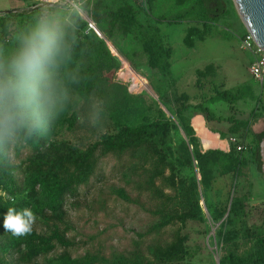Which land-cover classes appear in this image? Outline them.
Masks as SVG:
<instances>
[{"label":"trees","instance_id":"16d2710c","mask_svg":"<svg viewBox=\"0 0 264 264\" xmlns=\"http://www.w3.org/2000/svg\"><path fill=\"white\" fill-rule=\"evenodd\" d=\"M32 6L36 7L31 11L0 13V26L13 40L0 47V61L4 63L5 71L21 48L23 37L43 18L44 9L38 3ZM226 11L224 0H195V4L180 17L195 18L210 25ZM98 12L97 9L93 11L92 21L113 44L112 30L122 34L129 32L131 23L128 19L133 14L108 11L104 13L108 18L106 23ZM55 23L62 28L68 48L51 70L53 103L45 108H17L15 121L11 125H0V264H35L37 258L58 248L62 252L48 259L50 264H181L184 255L182 227L188 220H204L199 185L207 188L219 176L229 173L239 176L250 161L262 173L260 141L264 130L257 133L254 147L247 145L243 151L233 145L228 151L215 148L225 147L226 141L212 133L218 143L209 146L207 138L200 140L196 136L191 118L185 115L191 108L198 109L207 123L231 122L229 134H237L243 127H249L250 120L217 115L203 103L189 102V96L184 94L176 113L187 139L178 145H173L171 135L178 126L164 112L154 121L135 126L120 124L116 131L101 135L86 147L53 137L51 124L54 120L76 107L81 100L96 97L108 101L112 95L118 98L126 92L122 83L111 81L117 61L105 39L89 28V22L83 21L78 11L74 10L67 20ZM147 52L152 68L161 64L167 67L163 47L158 41L152 42ZM123 71L130 79V73L124 67ZM213 98V102H233L227 91H218ZM197 121L203 120L194 122ZM220 135L225 138L227 133L220 132ZM107 158L115 159L113 171L125 183L114 187L112 193L139 205L155 217L145 231L137 232L138 239L129 250L113 248L107 251L101 244L104 231L83 234L80 240L67 235L71 229L66 220L67 205L76 202L83 187L102 180L101 167ZM183 170H194L195 173L187 177ZM129 185L138 190L137 196L133 197L127 189ZM143 194L153 204L143 202ZM245 207L246 199L234 195L230 203L217 207L212 214V218L219 221L228 213L220 232V264H264V231L246 228L243 236H238L236 217L244 213ZM8 208L30 209L37 217L36 222L45 224L46 230L38 231L33 225L30 234L13 236L4 228ZM174 225L178 227L172 240H154L144 247L146 237ZM226 226L231 227L226 229ZM81 247H84L82 252L72 253L71 250Z\"/></svg>","mask_w":264,"mask_h":264},{"label":"rangeland","instance_id":"374dc122","mask_svg":"<svg viewBox=\"0 0 264 264\" xmlns=\"http://www.w3.org/2000/svg\"><path fill=\"white\" fill-rule=\"evenodd\" d=\"M224 1L227 11L210 25L195 18L180 17L195 4V0H31L26 8H20L18 11H31L36 7L32 5L38 3L44 9L42 17L54 23L67 20L74 10L83 21H89L93 20V11L97 9L106 23L108 18L104 13L108 11L133 14L128 19L131 23L128 33L112 30L118 54L112 51L117 65L111 81L122 83L126 92L118 98L112 95L108 101L96 97L81 100L76 107L54 120L52 136L86 147L101 135L116 131L120 124L135 126L154 121L164 112L178 126V130L171 133L173 145H178L187 139V135L179 124L176 109L183 103V95L187 94L189 102L203 103L217 115L250 120L249 127H243L233 136L227 132L225 138L230 147V138L234 136L254 147L257 133L264 130V81L251 73L254 51L242 46V40L249 32L234 1ZM5 34V28L0 26V47L13 43ZM154 41L163 47L165 68L163 64L156 68L149 65L147 47ZM123 67L130 73V79L126 78ZM135 73L144 77L146 86L142 87L137 82ZM218 91L230 93L233 102H213ZM197 112L198 109L191 108L185 115L191 118ZM231 125L229 121L209 122L210 128L226 131ZM194 128L199 139L207 138L210 144V136L213 135L204 123H196ZM114 162L113 158L104 161L102 180L82 188L76 202L67 205L66 217L71 226L67 232L70 238L80 240L83 234L104 231L101 244L107 251L132 249L138 239L137 232L145 231L155 221V217L139 205L117 198L112 193L114 187L125 185L113 171ZM183 173L191 177L195 171L183 170ZM126 187L133 197L137 196L138 190L133 185ZM198 191L204 220H188L182 227L184 255L181 264H219L222 255L220 232L228 213L219 221H215L212 214L217 207L230 203L234 195L246 199L244 213L236 217L238 236L241 238L246 228L264 231V177L252 161L241 169L239 176L235 173L219 176L207 188L199 185ZM141 199L147 205L153 204L145 194ZM34 226L38 231L47 228L40 222H35ZM177 227L169 226L146 237L144 247L154 240H172ZM83 250L84 247L71 251L75 255ZM61 252L62 249L58 248L47 256H40L35 264H50L48 259Z\"/></svg>","mask_w":264,"mask_h":264},{"label":"clouds","instance_id":"9594fccd","mask_svg":"<svg viewBox=\"0 0 264 264\" xmlns=\"http://www.w3.org/2000/svg\"><path fill=\"white\" fill-rule=\"evenodd\" d=\"M62 28L48 18H41L23 37L22 46L11 59L8 71L0 61V125H11L17 108H45L53 103L52 68L67 52ZM37 217L25 208H8L4 228L13 236L32 232Z\"/></svg>","mask_w":264,"mask_h":264},{"label":"water","instance_id":"95a60500","mask_svg":"<svg viewBox=\"0 0 264 264\" xmlns=\"http://www.w3.org/2000/svg\"><path fill=\"white\" fill-rule=\"evenodd\" d=\"M233 1L248 32L252 35L257 45H259L261 48L264 49V0H233ZM9 11H13V10H9ZM96 29L99 30L98 28ZM101 36L103 37L102 34ZM260 156L262 163L261 171L264 177V137L260 141ZM198 176L200 178V175Z\"/></svg>","mask_w":264,"mask_h":264},{"label":"built area","instance_id":"2783aa9c","mask_svg":"<svg viewBox=\"0 0 264 264\" xmlns=\"http://www.w3.org/2000/svg\"><path fill=\"white\" fill-rule=\"evenodd\" d=\"M88 22L89 28L93 29L101 37V31L96 29V24L92 20ZM253 44L255 45V48L253 47ZM242 46L254 51L251 73L257 79L264 81V49L257 45L250 33L242 40ZM230 142L231 145L235 146L238 151L246 150L248 147L244 140H241L236 136L231 137Z\"/></svg>","mask_w":264,"mask_h":264},{"label":"crops","instance_id":"0c3cea01","mask_svg":"<svg viewBox=\"0 0 264 264\" xmlns=\"http://www.w3.org/2000/svg\"><path fill=\"white\" fill-rule=\"evenodd\" d=\"M29 1H31V0H0V13H2V12H6V11H9V10L18 11L20 8L25 7V6L29 3ZM25 8H26V7H25ZM7 9H9V10H7ZM105 41H106V40H105ZM109 43H112V42L109 41V40H107V41H106L107 48H108V50L110 51L111 55H113V57H114L115 52H114L113 49L110 47ZM112 45L114 46L113 43H112ZM111 50L114 52V54H113V52H112ZM134 78H135V77H134ZM135 80H136V79H135ZM137 82L140 84V82L138 81V79H137ZM140 85H141V84H140ZM141 86H142V85H141ZM142 87H143V86H142ZM196 117H198V118H196ZM195 118H196V119H195ZM194 119H195V120H194ZM199 119H202L203 121H197V122H194V121L199 120ZM196 123H204L205 127L207 128V130H208L210 133H212V134H217L218 137H219L221 140H225V141H226V145H225V147H215V148H220V149L225 150V151H228V150L230 149V143H229V141L227 140V138H222L221 135H220V132H226V133H227L228 131L223 130V129H219V128H218V129L215 128V130L218 131V132H213V131H211L210 128H209V123H207V121H206V119H205V116H204L203 114H201L200 112L195 113V114L192 115V117H191V124H192L193 128H194V125H195ZM194 130H195V128H194ZM195 132H196V130H195ZM196 136L199 138V136L197 135V132H196ZM231 136H233V135L231 134ZM210 138H211V140H210V144L207 143L209 146H214V145H216V144L218 143V139L215 138L214 136H210Z\"/></svg>","mask_w":264,"mask_h":264},{"label":"bare ground","instance_id":"6f19581e","mask_svg":"<svg viewBox=\"0 0 264 264\" xmlns=\"http://www.w3.org/2000/svg\"><path fill=\"white\" fill-rule=\"evenodd\" d=\"M109 45L113 49V51L115 52V54H118L115 46H113L112 43H109ZM135 77L138 79V81L140 82V84L143 87L147 85V82L145 81L144 77H142L140 74L135 73Z\"/></svg>","mask_w":264,"mask_h":264}]
</instances>
